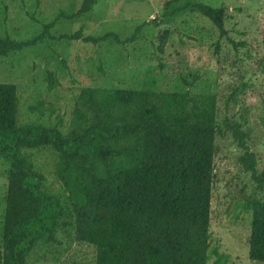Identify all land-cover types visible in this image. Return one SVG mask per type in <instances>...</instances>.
Masks as SVG:
<instances>
[{
  "label": "trees",
  "instance_id": "trees-1",
  "mask_svg": "<svg viewBox=\"0 0 264 264\" xmlns=\"http://www.w3.org/2000/svg\"><path fill=\"white\" fill-rule=\"evenodd\" d=\"M177 1L166 0L161 17L148 23L159 25L190 9L225 35L224 5L186 2L168 10ZM95 2L82 0L72 15L88 12ZM61 15L26 40L0 36V56L54 39L49 30ZM140 28L123 38L114 31L99 36L75 31L58 38L125 44L137 39ZM48 81L55 82L52 73ZM17 113L16 85L0 81V157L8 164L0 264H27L37 242L54 241L66 211L73 217L74 239L94 245V264H207L215 138L225 132L242 148L243 167L264 186L247 132L237 122L217 120L210 93L83 87L65 134L56 126L19 124ZM44 146L59 153L55 172L69 194L67 210L43 189V174L24 154ZM247 204L248 257L264 262V197Z\"/></svg>",
  "mask_w": 264,
  "mask_h": 264
},
{
  "label": "rangeland",
  "instance_id": "rangeland-1",
  "mask_svg": "<svg viewBox=\"0 0 264 264\" xmlns=\"http://www.w3.org/2000/svg\"><path fill=\"white\" fill-rule=\"evenodd\" d=\"M82 0H0V36L26 40L42 25L62 14L50 28L54 39L0 56V81L17 87L19 124L36 122L68 130L76 97L83 87L189 91L216 97V117L237 122L247 132L258 172L264 171V0H179L224 5L225 35L197 11L184 9L159 19L166 0H96L92 8L73 16ZM141 25L137 39L119 44L111 38L91 44L58 38L79 32L99 36L107 31L121 38ZM228 38L243 45L234 47ZM49 73L55 82L50 85ZM243 150L229 132L215 138L210 199L207 264H264L248 257V200L264 197L239 160ZM43 174V189L57 195L65 210L69 194L58 179V151L44 146L24 150ZM0 157V233L6 170ZM54 241H39L27 264H94V245L74 239L73 217L66 211Z\"/></svg>",
  "mask_w": 264,
  "mask_h": 264
}]
</instances>
